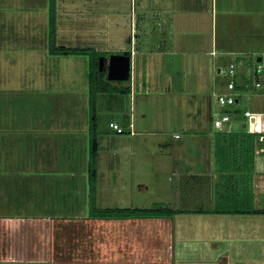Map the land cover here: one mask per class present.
Listing matches in <instances>:
<instances>
[{
    "label": "rangeland",
    "instance_id": "rangeland-1",
    "mask_svg": "<svg viewBox=\"0 0 264 264\" xmlns=\"http://www.w3.org/2000/svg\"><path fill=\"white\" fill-rule=\"evenodd\" d=\"M29 1L34 2L35 0ZM141 1L64 0L67 13H69L70 19H74V22L71 20L69 22L66 17L59 19L62 26H56V33L59 35L56 42L66 45L90 46L97 50L106 51L109 55L113 52L130 51L134 47L133 44L136 48L138 46L142 48L140 39L146 38L148 39V49L151 48L153 52L159 51L161 43L165 42L168 34H165L164 24L160 23L158 15L151 14L150 16L147 13L144 16L145 21L141 30H136V23H139L140 17L144 15L140 14L139 3ZM211 1L209 0V12L205 19L200 17L199 22L190 24L182 22V24L179 23L172 29V31H175L174 35L177 34V38L181 37L172 46L173 50L178 51L175 54L165 56L154 53L155 57L148 63L149 66L151 64L149 73L143 70L145 66L143 55L137 54L134 57L132 99L128 95L126 96L127 99L124 98V102H121V94L118 92H102L99 94L101 96L98 99L96 113L101 127L108 123L109 118L115 119L118 117L120 122L126 125L129 119V105H131L132 118H135L140 128H142L141 126L153 128L154 125H158L167 130L184 133L187 130H195L200 126L202 128L212 126V108L216 107L219 112L231 115L232 119H235L234 121L248 119L254 124L252 128L264 131V115L255 112H253L254 115H243L244 110H264V86L260 92H255L251 87L238 90L236 102L228 106H219L214 104L213 92L217 91L220 86L225 87L226 82L234 77L225 73H217L218 79L215 82L213 74L207 69L213 63L209 52L213 36L217 39V50L219 45L240 44L239 48L245 50L253 47L260 55L264 50V0H229L230 5L227 4L226 9L230 8L231 11L228 12L221 10L224 8L225 1H222L223 5L221 7V0H216V13L213 17ZM17 2L18 0H0L2 15L5 14L7 5ZM151 2L153 3L152 0ZM252 10L254 11L252 12ZM256 10L257 12H255ZM246 11L247 18H244L251 20L250 24L255 23L254 26L250 24L238 25V20L240 21L242 15H246ZM15 12L17 11L9 13L13 20L17 17ZM62 12L65 13L66 10H62ZM22 13V25L18 27V33L20 36L27 35L29 38L31 36L33 40L26 37L25 41L19 42L22 47L18 52L22 56L15 58L13 52H10L11 54L8 56L1 57L2 53L0 52V86H2L0 88V115H6L11 120L13 116L14 119H17V117L20 118L27 114L51 117L53 112L57 115L60 114V116L73 112L76 117L83 120V126H85V122L88 127L89 109L86 106L85 99L86 88L88 87V55L49 54L46 50L43 52V46L47 39V17L44 9L35 11L29 7L28 10L25 9ZM67 21L72 25H65L64 23H67ZM73 34L77 36H72ZM198 39L202 42V47L200 46L202 53L198 58H195L188 51H190V48H194L195 45L193 46V44ZM225 39L228 40L224 42ZM31 40L33 41L32 45L39 49L38 51H31L27 48ZM206 49L209 51L205 52ZM244 53L247 54V52ZM231 55L227 54L213 61L215 65L218 63L222 68H225ZM190 59L200 62L199 65L201 64L205 70L201 69L200 71L189 65V69H185L186 72L182 74L183 89L179 93L177 92L176 98H173L165 91L168 88L167 86L172 83L166 80L164 76V72L168 70V62L171 61L173 64L178 65L183 63L184 66L186 61L190 62ZM250 65H252L251 61ZM143 77L147 80L144 84L141 83ZM237 77L239 81L243 80L239 74H237ZM3 86L6 90H3ZM197 88L199 91L196 92ZM75 94L78 96H75ZM71 96L77 97V99L75 100L72 97L71 101ZM74 100L76 103H74ZM70 103H72V107H69ZM118 110L122 112H117ZM81 135L79 136V143L86 142L87 145L89 140L88 130L86 132L84 129ZM27 136L25 138V135L21 134V137H18L19 142L23 145L34 142L35 144L31 145L34 147H39L37 144L40 141L34 138H51V134H48L47 131H42L40 134L34 133L31 138ZM127 136L130 140L128 137L126 138V145L129 144L136 148L138 143L131 140L129 133ZM150 137H153V139L147 143L149 148L157 149L154 139L156 135ZM4 146L0 145V156L4 153L6 155L2 156V158H5L3 160L10 159L11 155L5 153L8 144ZM30 149L34 148H28V150ZM86 149L89 151V144ZM25 151L23 148H15L16 154L14 153L13 157L17 156L22 160ZM30 154L28 153L29 156ZM108 156L107 152L101 151L96 162V170L98 164L96 186L99 183L102 190H106L108 182L113 179L117 186V179L120 178L117 171L113 172L111 169V164H117V160H111ZM132 156L135 157L132 159ZM156 157H159V155H152L153 161L151 158L148 161L147 155L143 157L139 152L136 155L121 154L122 161L119 164L122 167L125 181L129 182L128 177L130 176H132L133 181L145 176V180L150 184V189L143 194L137 189L138 183L131 189V182H127L128 191L134 194L133 197H130L128 192L125 195L122 194L123 199H125L123 205L116 202V194L112 192L102 194L99 189L98 201L95 196L96 205L101 207H150L153 203H161L159 200H162L165 194L160 190V186L165 181V175L160 177V173L156 175L152 171L151 168L154 163L157 165ZM2 158L0 159L1 164L3 162ZM145 158L146 162H144ZM23 160L27 161V159ZM28 161L30 160L28 159ZM148 162H152L151 166L150 163L147 164ZM132 163L135 165V170L130 175ZM86 167L88 168V160ZM11 178H14L17 182L21 180L23 184L28 188L30 186L32 189H35L38 183L44 182L43 186H40L44 189L43 192L48 189L51 180V176L47 173L44 175L32 173L30 177L19 174V176L13 175ZM35 181L38 183L36 182L33 185L32 182ZM88 181L87 176L86 181H84L87 185L84 187V183L81 182L77 185L76 179H74L73 186L70 184L71 186L68 187L67 185L58 196L51 197V200H48L46 193L43 196L38 195V203L25 201L20 204L21 210L29 212L33 210L32 208L38 210L42 207V210H45V207L49 206V208L56 206V208L62 210L60 212L64 211V217L51 219L53 222L56 221L58 227L55 229H50L49 225L44 224V221L40 219L1 218L0 264H171L172 241L170 227L163 224L159 219L153 218L152 220H146L147 222L142 225L137 224L135 233L132 232L128 241L127 236L121 234L122 229L119 226L112 225V222L109 221L117 217H106L102 220L90 218L89 220L82 215L80 218H74L75 214H81L80 208L84 204H87L88 207L89 195L85 194L86 188L88 189ZM45 183H47L46 186ZM109 184L113 185L111 182ZM1 188L5 190L7 186H0V192ZM4 198L6 199L7 195ZM32 198L35 197L32 196ZM15 199L13 195H9L8 201L0 199V212L3 213L7 210L11 214L12 209L15 208L14 205H16ZM130 199L132 201H129ZM140 217L144 218L143 216ZM135 219L137 221L141 218ZM107 221L110 222V225H106ZM102 223H105V225H102ZM123 239L126 240L123 241ZM119 240L122 243L126 242L116 248L114 244L118 243Z\"/></svg>",
    "mask_w": 264,
    "mask_h": 264
},
{
    "label": "crops",
    "instance_id": "crops-1",
    "mask_svg": "<svg viewBox=\"0 0 264 264\" xmlns=\"http://www.w3.org/2000/svg\"><path fill=\"white\" fill-rule=\"evenodd\" d=\"M152 1L153 3L151 2V0H142L139 3L140 14L144 15L141 16L143 18L140 17L139 19L140 24L136 23V30H141V27L145 21L144 16L148 13V15L150 16L151 14L155 16L158 15V20H160V23L164 24V32L165 34L167 33L168 36L167 38H165V42L161 43L160 50L155 52H153L151 48L148 49V39L146 38L140 39V46L142 48H139V46L138 48H136L135 44H133L134 47L130 50V79L129 81L125 80L122 83V85H127V83H129L130 91L118 92L121 94V102H124V98L127 99L126 96L129 95L131 99L133 96L134 87L132 84V69L135 61L134 57L137 54L143 55V64L145 65L143 70L149 73L151 64L149 66L148 63L155 57L154 53H159L160 56H165L172 53L175 54V52L178 51L173 50L174 48H172V46L175 42L177 43V39L181 37L177 38V34L174 35L175 31H172V29L179 23L182 24V22L188 24L192 22L197 23L199 22L198 19L200 20V17L201 19H205L207 17V13L209 12V0ZM222 1H225V4L223 6L224 8H222L221 10L223 12L231 11L230 8L226 9V7L230 5L231 0H221V7L223 5ZM227 4L228 6H226ZM216 5V0H212V17L216 13ZM6 7V12L4 15H2V13L0 12V52L2 53L1 57H6L13 52L12 54L16 58L18 56H22V54L18 52V50H20L22 47L19 42L25 41L26 37L29 38L27 35L20 36L18 33V27L22 25L21 20L23 19V10H28L29 7L30 9L32 8V10L35 11L44 9L48 22L47 0H35L34 2H31L29 0H18L17 3H12L9 6L7 5ZM62 10H66V12L63 13ZM13 11H17L15 12L17 16L15 20H13L9 14ZM253 11L254 10H252V12ZM255 12H257V10ZM245 14L246 15L244 16L242 15L243 17L241 16L242 19L240 17V21L238 20V25L241 26L250 24L249 22L251 20L245 19L247 18V11ZM69 16L70 15L69 13H67V8L65 6L64 0H56V26H62L59 20L61 17H66L69 22H74V19H70ZM69 22L67 21V23L64 24L72 25V23ZM250 25L254 26L255 23L252 22ZM75 35L73 34L72 36ZM58 37L59 35L58 33H56V41ZM29 39H32L31 36ZM32 40L29 41V45L27 46V48L31 51H38L39 49H37L36 46L32 45ZM227 40L225 39L224 42ZM46 42L43 46V52H45L46 50ZM167 44L169 45L167 46ZM201 45L202 42H200V40L198 39L197 42L193 44L194 48H190V51H188L190 52L189 54H192V57L195 56V58H198L202 53L200 48ZM217 45V39L213 36L211 40L210 51L208 49L205 50V52L209 51L212 57L213 63L212 65H210V67L208 66L207 69L210 73L213 74V79L215 82H217L218 79L216 74L221 73L220 69L222 68V66H220L218 63H216L215 65L214 61L220 59V57L226 56L227 54H232L230 58L235 54H242L243 60L237 68V74H239V76H241L243 80L239 81L236 75V83L241 85L242 90L248 89L250 87L255 92H260V90H263L264 82L261 88L255 90L256 88H254V86L252 85L251 76L249 74V68L251 66L250 61L252 62V56H259L258 51H256L253 47L243 50L239 48L240 44H236L237 46L233 44H224V46L219 45V48L217 50ZM244 52H247V54ZM229 60L230 59H228L227 62ZM199 63L200 62L198 61H194V59H190V62L186 61V63H184V66L183 63L178 65L173 64L171 61L168 62V70L164 72V76L166 80L171 81L172 83L171 85L169 84L167 86L168 88H166L165 91H167L168 94L173 98H176L175 95H177V92L179 93L183 89V85L181 82L182 74H184L186 70L189 69V65H191V67L194 66L195 68H197V70L200 71L201 69H204V67L201 66V64L199 65ZM146 82V78L143 77L141 83L144 84ZM0 88H2V86H0ZM3 88V90H6L4 86ZM219 90H224V86H220L217 91ZM197 91H199L198 88L196 89V92ZM99 94L100 93H98L96 97L97 110L98 99L101 96ZM75 96L78 95L75 94ZM72 97L73 96H71V101ZM73 98L75 100L77 99V97ZM85 99L86 106L88 107L87 88ZM74 103H76V101ZM214 104H216V102ZM129 106L130 110L128 115V122L132 121L133 123V133L127 131L123 133H115L108 127L107 124L101 127L99 125V117L97 114V158L99 153L103 151L107 152V154L109 155L108 157L111 158V160L116 159L118 163L115 165L112 163L111 169L113 172L117 171V175L120 178L117 179V186L114 182V179L110 181L113 184L112 186L111 184H109L110 182H108L106 190H102L98 183L95 192L96 200L98 201L99 189L102 194L107 192L116 194V202L121 205H123L125 201V199H123L122 197V194L125 195V193L128 192V195L130 197H133L134 193L128 191V181H125L123 177L124 173L122 167H120L119 164L120 161H122L120 158L121 154L128 153L136 155V153L139 152L143 155V157L147 155L148 161L150 160V158L152 160V155L158 154L159 157L155 158V160L157 159V165H155L154 163V168L152 167L151 169L156 175L160 173V177H162V175H165V181L160 186V190L163 191L165 197L159 201H161V203L168 207L182 209V211H177L169 216H143L144 218L140 216L117 217L109 220L112 222L111 224L119 226L120 229H122V231H120L121 234H125L127 236L126 239L128 240L132 232L135 233L137 224L142 225L148 220H152L153 218L161 220L163 224L170 227L172 241L171 264H264V211L216 212L211 210L214 207L217 198L219 197V193L223 192L225 187L229 188L231 194H236L237 191H239L238 189L241 188L242 185L241 181H231L228 184L223 180L216 168L215 157L213 153L214 127L206 126L202 128L200 126L195 130H187L184 133H177L176 131L167 130L161 128V126L158 125H154L153 128H148L145 126H141L142 128H140L137 121H135V118H132L133 114L131 111V105ZM69 107H72V103H70ZM213 111L218 110L216 107H214L212 108V113ZM117 112L122 111L118 110ZM250 112H252V114L260 113L261 115H264V110H256ZM6 117V115H0V145L4 146L6 144L7 146L8 144L7 149H5V153H8V155L10 154L11 156L10 159L8 158L6 160H3L5 159L4 157L2 158V156H5L6 154L3 153V155L0 156L3 160V166L0 163V186H7L5 190L4 188H1L0 199H2L3 201H8L9 195H13V197L16 198V205H14L15 208L11 211L12 215L7 210L3 213L0 212V219L5 217H12L14 219L27 218L29 220L40 219L41 221H44V224L49 225L50 229H55L58 226H56V221L53 222L51 221V219L64 217V211L60 212L62 210L56 208V206H54V208L53 206H51V208H49L50 206L45 207V210H42V207H40L39 205L40 208H36L38 210L32 208L33 210L29 212L26 210H21L22 207H20V204L25 201L38 203V195L40 194L41 196H43L46 193L48 200H51V197L58 196L62 189L66 188L67 185L68 187H70L74 179H76L77 185L81 184V182L84 183V181H86V177L88 176V168L86 167L88 160V151L86 149V146L88 144L86 145V142L80 144L79 136L81 135V132L84 131V129L87 132L88 127L85 122V126H83V120H80V118L76 117L73 112H69L67 113V115L63 116H60V114L57 115L53 112V115L51 114V117H43V115L38 114H27L20 118L17 117V119H14L13 116V119L11 120H9V117ZM112 119L114 118H109L107 121ZM115 120L120 121V118H115ZM234 120L235 119H232L231 117L229 123L230 129L232 128L254 133V152L251 180L249 186V197L251 205L254 208L264 209V131L257 130V128H252V125L254 126V124H252V121L248 119H241L237 121ZM40 131H47L48 134H51L50 139L34 138L40 140L37 144L40 148L38 146H31L35 144L34 142H31L29 144L26 143V145H23L21 142H19L18 137H21V134H24L25 138L27 135V137L30 136L31 138L34 133L40 134ZM128 133L129 135H131V140L138 143L136 148L129 144L126 145L125 142L127 140L126 138L128 137ZM176 133L178 134V136L175 135ZM152 135H156L154 139L156 141L157 149L154 150L149 148V144H147L151 139H153V137H150ZM136 137L138 139H134ZM128 139L130 140L129 137ZM30 147L34 149L28 150V148ZM15 148H23L26 150L24 152L25 154L24 157H22V160L16 155L15 158L13 157V154H16ZM28 153H31L30 156L28 155ZM134 157L135 156H132V159ZM23 159H27V161H24ZM28 159L30 161H28ZM144 162H146V158ZM149 163L151 166L152 162H148L147 164ZM133 170H135V165L132 163L129 172L130 175L131 173L133 174ZM44 172H46L47 175L51 176L48 189L46 190L47 192H43L44 189L40 187L43 186L44 182H32L33 185H35L36 182L38 183V186L35 189H32L30 186L28 188V186L23 184L21 180L17 182L16 180H14V178H11L13 177V175L19 176V174H22L25 177H30L32 173H35V175H44L46 174ZM128 178V183L131 182V189L135 187L136 183H138V191L143 194L150 189V184L147 180H145V176L144 178H138L137 181H133L132 176ZM96 180L98 181V164L96 170ZM46 185L47 183H45V186ZM86 185L87 183L84 185V187H86ZM85 191V194L88 195L87 188ZM5 195H7L6 199L4 198ZM32 196H34L35 198H32ZM129 201L132 200L130 199ZM80 209L81 214H75L74 218H80L82 215H84L89 220L90 218L97 220L106 219L89 217L87 215V204H84V206H82V208ZM135 218L141 219H137L136 221ZM109 221H107L106 225H110ZM102 225H105V223H102ZM126 239H123V241ZM124 243L119 240V242L115 243L114 246L116 248H119L120 245ZM23 258L25 259L26 257Z\"/></svg>",
    "mask_w": 264,
    "mask_h": 264
},
{
    "label": "trees",
    "instance_id": "trees-1",
    "mask_svg": "<svg viewBox=\"0 0 264 264\" xmlns=\"http://www.w3.org/2000/svg\"><path fill=\"white\" fill-rule=\"evenodd\" d=\"M48 22L46 50L49 54L88 55V207L89 217H131V216H169L182 209H175L163 203H153L150 207H101L96 205V161L98 150V130L96 97L101 92H129L130 85H122L123 81L109 80L106 76V51L90 46L66 45L56 42V0H47ZM130 54V51H121ZM105 62L99 68V56ZM130 79V78H129ZM129 79L127 81H129ZM235 88L242 87L235 82ZM254 133L236 129L214 128L213 153L216 168L228 184L231 181H241L242 185L236 194H231L229 188L219 193V197L211 209L216 212H261L264 209L254 208L250 202V180L254 152ZM224 185V184H223Z\"/></svg>",
    "mask_w": 264,
    "mask_h": 264
},
{
    "label": "built area",
    "instance_id": "built-area-1",
    "mask_svg": "<svg viewBox=\"0 0 264 264\" xmlns=\"http://www.w3.org/2000/svg\"><path fill=\"white\" fill-rule=\"evenodd\" d=\"M259 57V58H258ZM254 58V59H253ZM252 65L249 68L251 82L254 88L259 89L263 86L264 82V50L259 56L254 55ZM242 55L235 54L230 58L225 68H221L220 72L233 76L231 80L227 81L222 91H214L213 97L217 105L228 106L236 102L238 90L235 88V77L237 75V68L242 63ZM245 116L254 115L252 112L245 110ZM231 115L219 111L212 113V126L216 129H230L229 123ZM108 127L115 133L130 132L133 133V123L129 121L127 125H123L120 121L112 119L107 123ZM178 136V134H175Z\"/></svg>",
    "mask_w": 264,
    "mask_h": 264
},
{
    "label": "water",
    "instance_id": "water-1",
    "mask_svg": "<svg viewBox=\"0 0 264 264\" xmlns=\"http://www.w3.org/2000/svg\"><path fill=\"white\" fill-rule=\"evenodd\" d=\"M259 58V57H258ZM105 59L99 56V68L101 69ZM131 75V55L124 52L110 53L106 58V76L109 80L125 81Z\"/></svg>",
    "mask_w": 264,
    "mask_h": 264
}]
</instances>
